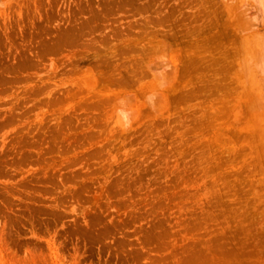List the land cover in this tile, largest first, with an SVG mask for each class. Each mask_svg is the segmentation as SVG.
<instances>
[{
	"label": "rangeland",
	"instance_id": "374dc122",
	"mask_svg": "<svg viewBox=\"0 0 264 264\" xmlns=\"http://www.w3.org/2000/svg\"><path fill=\"white\" fill-rule=\"evenodd\" d=\"M0 264H264V0H0Z\"/></svg>",
	"mask_w": 264,
	"mask_h": 264
}]
</instances>
